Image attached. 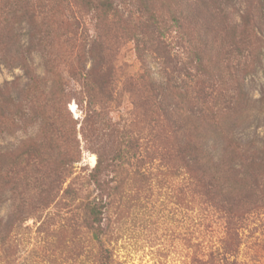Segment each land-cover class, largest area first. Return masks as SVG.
<instances>
[{
	"label": "rangeland",
	"instance_id": "374dc122",
	"mask_svg": "<svg viewBox=\"0 0 264 264\" xmlns=\"http://www.w3.org/2000/svg\"><path fill=\"white\" fill-rule=\"evenodd\" d=\"M8 1L0 0V86L8 84L24 106L29 105L25 100L28 79L21 69L24 59L42 87L50 88L52 82L43 50L32 45L33 51H28L31 24L27 9L34 7L51 30L53 24L61 25L59 34L67 25L72 31L76 22L79 43L99 41L103 50L109 48L105 59L113 73L104 95L96 89V103H90L86 90L70 78L64 101H50L43 108L46 118L63 126L65 135L58 142L59 150L46 153L53 158L66 150L75 154L78 159L72 168L63 172L54 163L36 165L27 174L14 176L9 185L0 177V264H264V158H256L252 171L257 191L245 197L247 168H238L240 163L236 166L233 161L236 174L216 173L222 155L218 133L194 132L177 117L180 128L187 127L186 132H178L169 117L157 112L159 100L154 97L161 96L149 82L162 81L167 74L156 39L145 37L147 46H154L149 51L135 45L121 27L103 30L96 15L74 0L54 10L59 0H26L25 8L20 7L22 0L19 5L16 0L8 5ZM112 1L120 6L125 20L132 17L131 25L148 21L151 14L173 60L184 62L190 53L196 66L198 53L208 74L217 80L214 94L221 91L228 97L234 92L240 102L235 113L222 118L229 125L223 128L231 130L244 146L262 145L264 0H151L152 5L145 0L138 11V0ZM147 5L149 11L144 8ZM205 12L206 17L214 14L216 19L200 21ZM175 17L181 29L174 25ZM160 18L168 23V31ZM108 36H114L111 46L105 42ZM61 41V51L53 49L52 57L47 56L64 66L71 57L72 41ZM58 55L63 56L57 60ZM79 55L78 65L85 73L97 63L87 52ZM105 72L101 67L99 76ZM201 74L197 72L192 82L181 72L176 78L178 86L192 90ZM129 80L136 82L129 85ZM225 99L215 104H224ZM165 100L169 105L176 103L169 95ZM148 104L156 113L137 122L139 110L149 108ZM30 122L27 130L0 133V150L11 151L28 138L46 141L43 136L51 135L48 121L31 116ZM124 131L135 139L132 147L121 142ZM194 135L200 144L208 140L203 152L217 162L211 161L208 171L219 185L202 187L195 179L198 172L188 167L191 153L185 137ZM119 149L126 157L115 160Z\"/></svg>",
	"mask_w": 264,
	"mask_h": 264
},
{
	"label": "trees",
	"instance_id": "16d2710c",
	"mask_svg": "<svg viewBox=\"0 0 264 264\" xmlns=\"http://www.w3.org/2000/svg\"><path fill=\"white\" fill-rule=\"evenodd\" d=\"M66 1L67 0H59L54 4L52 9L54 10L56 8H60ZM74 1L78 5H81L84 8H87L89 11H92L96 15L97 19L102 23L104 28L103 30L110 31L112 29L121 27L125 31V35L130 37L135 45L141 44L147 50L153 51L152 48L154 46L152 44L150 46H147L149 42L147 39H145V37L149 39H156V47L162 48V58L166 63L165 74H167L164 76V79H162V81H159L157 83L154 81L149 82L150 87L152 89H157V91H159L160 93L159 95L161 96V98L154 97L155 101L159 100L157 112H161L165 119H168L169 117L168 121H172L173 125L175 124V128L178 132L181 129H184L186 132L187 127L180 128V125L175 122L177 117L180 121L190 124L193 127L194 132L207 133L208 131H210L216 132L221 136L220 145L222 155L218 159V163L213 160V155L211 158V154L205 153L206 151L203 150V146L208 147V140L202 139L204 143L200 144L195 139L196 135H194V137H185L187 143L186 146L190 149L189 153H191L187 158V164L190 169H194L196 172H198V175L195 176V179H198L197 183L206 188L219 185L218 178L208 171V167H210L211 161L217 163L215 166L217 170L216 173L220 174L221 176H224L229 172L236 174V172L238 171L234 170L232 162L237 161L236 166L238 165V162L240 163V167L238 168H247L244 175V177L246 178V188L245 190H243V193L245 194V197H248L247 195H254L257 191V182L256 175H254L252 171L257 167L256 160L264 158V139L262 145L258 146L257 148L252 147V144L244 146L239 143L235 135L231 134V130L225 128L229 127V125L225 123V120H222V118L224 116H230V113L232 112L235 113L234 109H237V105L240 102L236 99V97H234V92L233 94L228 93V97L221 91L218 92L217 95L214 94L215 91L218 90V85L215 86V82L217 80H215L212 75L208 74L206 67L203 65V60L199 56V54L195 53L197 60L196 66L194 64V59L190 53H186L187 57L186 61L184 62H177L173 60L171 50L169 49V44L164 42V34L158 31L157 25L153 24V21L156 19L151 14H149L148 16V21L138 20V24L131 25L130 22L132 17H129L128 20H125L123 18V15L121 14L122 12L120 6L116 5L115 1ZM138 1L140 7L139 9H137V11L141 10L142 7L146 5L145 0ZM146 1L148 2V4L152 5L150 2L151 0ZM19 2L20 1H18V3H15V5H19ZM22 3L23 5L20 6L21 8L27 7L26 0H22ZM7 4H11L10 0L7 2ZM33 8L27 9V11L25 12L26 15L29 16V23L31 24V34L30 38L28 39V51H33L31 48L32 45L36 46L37 49L43 50L42 53L44 54L48 67L47 73L52 80L51 87H42L39 84L41 82L39 80V77L27 63L26 59H24L21 62V69L28 79V82L25 85V100L29 105L24 106L20 100L14 97L13 93L8 87V84H6L4 87L0 86V133L9 132V134H14L18 129L27 130L28 126L31 124V116H37V118H43L48 121V126L50 128L49 133L51 132V135L43 136L47 139L46 141H43V139L38 140L37 138H28L26 142H24L18 148L12 149L11 151L7 150L5 152L3 150H0V177L3 178V180H7L8 185L9 182L13 180L14 176H18L19 174V176H22L23 173L27 174V171L35 167L36 165L48 166L49 163H54L56 167H61L63 172H66L68 168H72V166L78 159L75 154H70V152L66 150L63 153L59 152L53 158V155L46 153V151L48 150H59L60 145L58 142L64 139L65 135L61 133V131L63 132V126H57L52 121V117L46 118L47 115H44L46 111H44L43 108L47 106L50 101L52 103L54 101H57L58 103H62L64 101L66 97L65 87L70 86V78L79 82V84L88 93L90 97L89 102L94 104L98 99L96 98L97 95H95L96 89L100 91V94L104 95V92L107 91L108 88H110L108 80L113 73L112 67L108 66V61H106L105 59V54L109 48L103 50V45L101 43H97L99 41H94L93 43L87 45L86 42H84L83 45L79 43L80 38L79 36H77V32H75L77 28L76 22L72 23V31L70 30V26L67 25L65 31L62 34L58 33L60 29H63L61 25L55 26V24H53L55 28L53 30L49 29V25L47 26L45 21L38 18V12ZM144 8L149 11L148 5ZM17 12L18 11H16V13ZM210 17L212 18V21L216 19L214 17V14H210ZM210 17H206L205 12L204 14H201L200 21L206 22L207 20H210ZM160 20L168 31V23H166V21L161 18ZM173 22L177 28L181 29V27L178 26V18L175 17L173 19ZM37 36H39L40 38L38 39L39 41L34 40V38H37ZM62 39H65V41H72V46L69 48V50L71 49V57L68 61L65 62L64 66L61 63H58L56 65L55 60L48 57H52L51 55L53 54V49L61 51V49L64 47L63 45H61ZM113 40L114 36H112L111 38L108 36L105 42L108 43L109 46H111ZM35 41H37V43H35ZM82 51L87 52L90 58L97 61V63L93 65L92 69H90L86 73L82 69V67L79 68L78 65L80 60L79 54H81ZM201 53L203 57L202 50ZM227 54L228 58H230L231 54H229L228 52ZM62 56L63 55H58L56 56V59L59 60L62 58ZM178 64H181L180 68L177 67ZM101 67H105L106 72L104 75L99 76ZM191 68L196 70L195 74H192L191 71L193 70H191ZM168 70L171 71L167 73ZM181 72L184 73V76L192 82H194V79H196L197 72H201V79L198 80L194 85L192 83V90L188 88L183 89V87H185L184 84L183 86L179 87L176 80V78L180 77ZM176 74L178 75L175 76ZM77 77H79V79ZM141 79H143V77L139 78V80ZM134 82L136 81L129 80L126 83L129 85H134ZM222 90L224 89L222 88ZM224 91L228 92L227 89H225ZM168 95L172 98H176V103L171 105H169V103H166L165 96ZM221 99H225V103L222 104L220 102L216 105L215 103H217ZM111 100H114L112 95ZM155 113L156 111L151 106H149V108H141V110H139L140 116H138L137 122L143 123L146 119H148V117L146 116L153 115ZM215 115H217V118H214ZM151 121L159 123L155 118H152ZM223 125L225 126L224 128ZM103 129H105V127H103ZM121 137V142H126L125 147H132L135 139H131L129 136H127V132L125 131L121 133ZM161 139L163 138H158L157 140L160 141ZM67 142L70 143L69 139H67ZM120 149L115 160L124 159L126 157V152H122ZM99 163H101L100 155Z\"/></svg>",
	"mask_w": 264,
	"mask_h": 264
}]
</instances>
